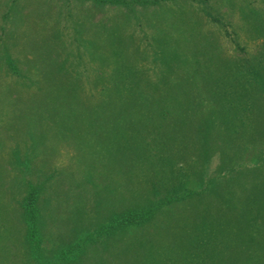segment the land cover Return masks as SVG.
Listing matches in <instances>:
<instances>
[{"label":"rangeland","instance_id":"rangeland-1","mask_svg":"<svg viewBox=\"0 0 264 264\" xmlns=\"http://www.w3.org/2000/svg\"><path fill=\"white\" fill-rule=\"evenodd\" d=\"M103 1L0 0V264H264V220L239 223L264 219V0ZM117 64L182 110L93 109ZM164 193L187 196L89 236Z\"/></svg>","mask_w":264,"mask_h":264},{"label":"trees","instance_id":"trees-1","mask_svg":"<svg viewBox=\"0 0 264 264\" xmlns=\"http://www.w3.org/2000/svg\"><path fill=\"white\" fill-rule=\"evenodd\" d=\"M102 1L103 0H95V2H102ZM135 1L146 3L148 0H134V2ZM111 2H114V4H116L117 2L123 3L126 6V9H128L129 11L128 15H130L131 13H133L132 11H134V9L131 8L132 2L129 0H112ZM92 56L102 57L104 59L103 55L100 53L98 54L94 53ZM120 65L121 64H117L114 67V69H116L115 75H112L110 78H103L104 80L109 79L110 85L109 87H106V86L101 87V90H102L100 93L101 98H99V101L96 100V103L94 104L93 109L97 111L112 110V111L130 112V111L138 110L140 108H144L145 110H149V111L154 110L161 116L168 115V110H171V109L182 110V108H180L179 105L178 106L175 105L174 107L170 106L171 104L176 103L171 98L163 99L162 85L154 84V81L159 76H156V78L154 79L149 78L148 83H146V80H148L144 77L146 76V72L142 70L141 67L131 66V67L123 68ZM195 65L198 68V66H200V63H198L197 61L195 62ZM99 71H102V70L99 69L96 71V73L98 74ZM124 71H126V73H123ZM76 72H83V71L77 69ZM102 73H100L99 76H103L101 75ZM195 73L199 74L197 70L195 71ZM72 75H75V71L72 73ZM162 82L160 81V83ZM102 84L104 85L107 83H102ZM80 88H81L80 84H77L73 89V93L75 94L78 93L80 95V92H79ZM201 88L203 89V87ZM210 89L212 90L211 87ZM206 91L207 89L205 90V92L202 91L203 93L202 92L199 93L197 90H194V92L190 93L188 96L189 97L188 109L191 108V109H194L195 111H198L196 110V108L199 109L201 104L204 105L203 97ZM152 92H155V94L153 95ZM176 92L178 95H181L178 91ZM180 92L185 94L186 91L184 90ZM197 93L198 95H196ZM195 96L199 98L196 99ZM191 99L194 101L195 104L191 103ZM198 100H199V104H197ZM214 182H215L214 177L209 178L208 183L210 187L205 186V189L207 191L208 190L210 191ZM202 190L203 189H201V191ZM188 192L191 193L190 196H193V195L198 194L200 191L190 189V191ZM186 196L184 195L183 198H186ZM35 198H36V193L34 190H30L25 197L26 204L29 203V205L30 204L33 205L31 209L26 210V215L28 216L29 220H32V218L35 217V213H34V210H35L34 209V199ZM146 198H147L148 204L146 205L144 209L133 208L127 211H122L121 213H118L111 217H108L106 221L100 222L99 226L96 227V229H94V232L91 233V235L89 236L93 238L94 235L96 234V237H94L96 239V238H100L102 235L104 236V235L111 233L112 231L115 230V228L119 226L121 227L130 226L131 224H135V223H138L139 225L142 223L149 222L158 209H160L161 207H164V205H168L172 202L183 199L181 198V195L179 194H175V195L169 194L168 195L166 193L158 196L157 198H153L151 195ZM225 208L231 209L233 208V206L227 203ZM256 218L264 220L262 217L258 216V214L256 213L244 212L242 215V219L240 220H245V221L239 220L240 221L239 223L249 222L248 220L253 221ZM229 220L230 219L225 218L224 222L230 223ZM29 227H30V235H33L34 232H33L32 224H30ZM230 233L231 232H227V234H230ZM250 237H254V235L250 234ZM84 241H85V238H80V241L76 242L74 245H67L64 249V252H68L67 255L69 257H72V258L75 256L78 257L79 250L85 245ZM214 242H215V239H214ZM214 242H210V244L213 246L215 244ZM77 249H78V252L76 253ZM212 252H210V250H207L205 256L203 257V261L198 262L196 264H215L217 262V258L215 256H212L211 254Z\"/></svg>","mask_w":264,"mask_h":264}]
</instances>
